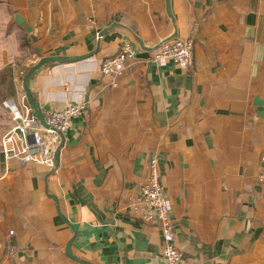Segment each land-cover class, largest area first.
<instances>
[{"label": "crops", "instance_id": "1", "mask_svg": "<svg viewBox=\"0 0 264 264\" xmlns=\"http://www.w3.org/2000/svg\"><path fill=\"white\" fill-rule=\"evenodd\" d=\"M177 38L190 63L151 60ZM124 42L133 59L101 75ZM48 57L83 59L26 80L41 111L86 104L53 169L1 147ZM263 157L264 0H0V264H163L134 210L153 158L183 258L264 264Z\"/></svg>", "mask_w": 264, "mask_h": 264}, {"label": "built area", "instance_id": "2", "mask_svg": "<svg viewBox=\"0 0 264 264\" xmlns=\"http://www.w3.org/2000/svg\"><path fill=\"white\" fill-rule=\"evenodd\" d=\"M192 49L193 43L190 39L166 40L157 46L151 60L154 63L163 60L190 63ZM133 57L134 50L131 45L124 42L117 54L98 62L97 71L105 76H120L125 63ZM85 107V102L78 100L73 103L68 102L62 110H42L46 128L35 117L30 118L16 113L13 117L14 126L1 139L3 152L23 165L38 164L53 169L63 134L68 129L71 118L81 114ZM261 160L264 162V157ZM149 172V182L134 203V210L145 222L156 224L163 239L161 254L163 264H197L194 260L183 258L174 246L173 222L154 158L149 162ZM257 181L264 184V172L258 174Z\"/></svg>", "mask_w": 264, "mask_h": 264}, {"label": "water", "instance_id": "3", "mask_svg": "<svg viewBox=\"0 0 264 264\" xmlns=\"http://www.w3.org/2000/svg\"><path fill=\"white\" fill-rule=\"evenodd\" d=\"M83 57H74L71 59H67V58H60V57H48L45 59H41L39 60V62L33 66L28 73L25 75L24 80H23V85H24V91H25V95L28 101L29 106L31 107V109L33 110V114L34 117L39 121V123L43 126V127H47L46 123L44 121V118L42 116L41 113V109L39 108V104L35 101V99L32 96L31 91L29 90V88L26 85V80L38 69L40 68L42 65H47L48 63H75L77 61L82 60ZM67 253L69 254V251L67 250Z\"/></svg>", "mask_w": 264, "mask_h": 264}]
</instances>
